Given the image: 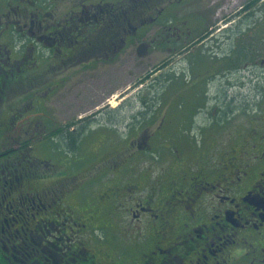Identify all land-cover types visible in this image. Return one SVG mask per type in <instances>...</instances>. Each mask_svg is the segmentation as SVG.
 I'll return each mask as SVG.
<instances>
[{"label": "flooded vegetation", "instance_id": "flooded-vegetation-1", "mask_svg": "<svg viewBox=\"0 0 264 264\" xmlns=\"http://www.w3.org/2000/svg\"><path fill=\"white\" fill-rule=\"evenodd\" d=\"M206 1L0 0L3 260L9 264H264V71L262 76L254 72L263 89L252 97L250 104L255 106L240 138L234 115L240 100L236 88L241 85L238 81L216 84L226 70L233 72L229 79L239 76L241 55L215 65L217 59L201 63L193 54L197 41L208 32L195 27L204 17L210 18L205 13L211 12L209 6L200 9ZM258 1L249 0L241 12ZM183 8L188 9L184 14ZM164 14L172 19L164 22ZM151 23L159 26V33L151 41L140 40L135 52L141 53L142 46L150 49L163 37L169 52L188 55L183 75L194 86L188 97L197 104L193 117L202 113L207 119L213 103L214 125L204 124L202 130L217 132L219 126L223 132L226 115L234 116L230 128L234 137L212 152L213 160L202 149L191 159L178 151L161 173L135 169L142 142L147 148L153 146L152 125L138 129L136 152H131L135 141L129 136L116 149H93L98 155L94 160L78 154L66 158L51 138L70 136L68 147L76 150L85 137L112 129L89 124L92 115L56 127L43 111L46 99L72 80L89 78L105 63H114ZM181 43L186 44L183 50ZM259 48L252 45L243 52L251 49L254 54ZM170 62L168 58L160 66ZM257 62L264 65V55ZM160 129L158 125L152 132ZM35 139L46 146L36 150ZM95 170L103 177L94 175ZM95 179L97 186L88 187ZM118 231L120 240L113 236Z\"/></svg>", "mask_w": 264, "mask_h": 264}, {"label": "rangeland", "instance_id": "rangeland-1", "mask_svg": "<svg viewBox=\"0 0 264 264\" xmlns=\"http://www.w3.org/2000/svg\"><path fill=\"white\" fill-rule=\"evenodd\" d=\"M245 3H249V0H207L200 9L209 6L211 12L206 10L205 13L210 15V18L204 17L201 23H194L197 24L195 27L200 32L208 28L204 38L199 39L194 46L196 51L193 54L201 63L206 60L205 62L210 64L211 60L217 59L219 63L216 62L215 65H221L224 63L223 60L239 57L243 53L239 76L229 79L233 72L226 70L225 78L222 81L218 80L216 84L219 85L220 82L225 85L237 84L238 81L241 85L239 89L236 88L240 100L237 108L235 107L234 115L237 116L240 128L239 130L236 126L235 131H239L237 135L240 138L249 125V118L255 106L250 103L259 93L258 90L263 89L259 77L264 71L263 64L255 63L259 55H264V0L252 5L246 13L241 12ZM187 11V8L182 9L183 14ZM161 18L166 22L171 20L172 16L164 14ZM181 28L185 30L184 25H181ZM158 31V25L153 23L147 25L140 31V39L134 41V44L130 45L114 63H105L89 78L74 83L72 80V83L56 89L55 94L46 99L43 111H47V116L52 117L57 124L56 127L68 121H78L81 116L92 115L89 124L97 127L101 124V128L115 131L108 133L103 130L85 138L82 135L84 139L76 150L68 147L70 136L67 141L62 135L56 136L54 140L50 137L58 149L56 151L64 153L66 158L72 159L73 154H78L80 157L87 156V159L94 160L98 155L94 154L93 149H116L130 136L129 140L135 141L131 152H136L138 146L136 142H140L141 139V132L138 134V129L152 125L153 146L147 148L142 142V152L137 155L135 169L139 172L145 169L143 172L150 170L153 173H161L164 171L163 167H169L170 163H173L172 156L178 151L186 153L188 159H191L195 151L202 149L208 152L209 159L213 160L212 152L234 137L230 133L234 116L228 119L226 115L223 132L219 126L217 132L212 129L202 130L204 124L214 125L215 115L212 114L213 106H211L213 103L209 105L210 114L207 119H204L202 113L193 117L197 104L192 99L189 101L188 97L191 96L190 90L194 86L192 87L183 75V70L188 64V55L183 57L182 54L169 52L168 42L163 37L158 40L159 44L153 43L150 49L142 46L141 53L135 52L140 40L151 41L159 33ZM247 31L250 33L246 34ZM184 44H179V50H183L186 46ZM252 45L260 47L259 51L255 50L253 54L249 49L245 54L244 49L252 48ZM235 49L238 50L237 55L232 54ZM168 58H171V62L164 67L160 66L161 62ZM248 58L251 60H248L249 64H245ZM254 72L259 73L260 76L256 78ZM174 74L177 77L174 78ZM249 74L253 75L252 78L248 77ZM216 85L211 87L213 95L216 92ZM227 98L228 96H225L226 103L229 102ZM245 98L249 100L248 103H245ZM248 106L251 109L248 108L250 110L246 113L248 109L245 108ZM158 125L161 127L160 131L152 132ZM116 138L124 142L120 144V141H114ZM33 146L37 150L40 146L46 145L37 143L35 139ZM42 151L43 149L39 150ZM80 157H77V160ZM94 167L95 165L91 166ZM93 174L98 178L103 177L96 170ZM142 176L147 177L148 174ZM104 178H107L106 174ZM96 186V179L88 184L92 189ZM113 236L114 239L120 240L122 235L118 231L114 232Z\"/></svg>", "mask_w": 264, "mask_h": 264}, {"label": "trees", "instance_id": "trees-1", "mask_svg": "<svg viewBox=\"0 0 264 264\" xmlns=\"http://www.w3.org/2000/svg\"><path fill=\"white\" fill-rule=\"evenodd\" d=\"M252 1H253V2H254V1L257 2L258 0H252ZM56 136H57V135H56ZM64 138L66 139L67 137L64 136ZM71 139H72V137H71ZM71 139H70V140H71ZM76 140H77V138H75L74 140H72L70 143L73 144ZM0 255H1V254H0ZM0 264H9V263H8L7 261L3 260V259L0 257Z\"/></svg>", "mask_w": 264, "mask_h": 264}]
</instances>
